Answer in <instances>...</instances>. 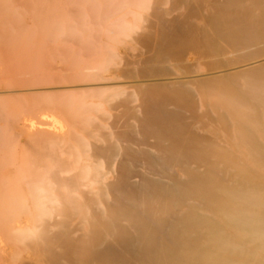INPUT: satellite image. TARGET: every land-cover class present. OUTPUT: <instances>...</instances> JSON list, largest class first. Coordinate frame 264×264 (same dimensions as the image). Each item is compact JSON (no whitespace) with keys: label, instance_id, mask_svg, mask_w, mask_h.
I'll list each match as a JSON object with an SVG mask.
<instances>
[{"label":"bare ground","instance_id":"bare-ground-1","mask_svg":"<svg viewBox=\"0 0 264 264\" xmlns=\"http://www.w3.org/2000/svg\"><path fill=\"white\" fill-rule=\"evenodd\" d=\"M164 1L0 20L46 43L0 51V264H264V0ZM143 21L149 54L112 68L101 37Z\"/></svg>","mask_w":264,"mask_h":264},{"label":"rangeland","instance_id":"rangeland-1","mask_svg":"<svg viewBox=\"0 0 264 264\" xmlns=\"http://www.w3.org/2000/svg\"><path fill=\"white\" fill-rule=\"evenodd\" d=\"M12 1L14 2V1H16V3L14 2V3H12ZM151 1V3L153 2V0H150ZM176 0H165L164 1V3L161 5V7H163V8H170L173 4H174V2H175ZM56 2V3H55ZM170 2H172V5H171V3ZM23 3V4H22ZM55 3V4H54ZM16 4V5H15ZM57 4V6H55ZM78 4V3H77ZM77 4H74V3H72V0H0V20H3V22L4 23H6L7 21V23H14V25H16V24H18L19 23V20L21 19V21H24L30 28H37L36 30H40V28L44 25V22H46L47 23V17L49 16V14L52 12V11H54V12H52V14H62V18L63 19H67L68 17H69V15H70V17L73 15V14H76L77 13V11H76V9H78V6H77ZM153 4V3H152ZM70 6H71V8H75V11L73 12H68V7L70 8ZM79 6H80V4H79ZM28 7V8H27ZM55 7V8H54ZM82 7L83 8H85L86 6H85V3H82ZM70 8V9H71ZM9 9V10H8ZM27 9V10H26ZM68 9V10H67ZM71 10H73V9H71ZM8 11V12H7ZM18 11V12H17ZM60 11V12H59ZM65 12H67V14L65 13ZM74 16V15H73ZM147 19H151V17H148ZM37 20V21H36ZM133 21V18L130 16V15H128V16H126V18H125V21H127V22H132ZM13 21V22H12ZM36 21V22H35ZM37 23V24H36ZM1 24H3V23H0V25ZM146 24H147V21L145 22V21H143V23L141 22V23H138L137 24V27H136V29L134 30V32H132L128 37H120V38H115V40H111L110 38H113V34H108V36H102L101 38H102V40L103 41H107L108 43H109V45H110V47H111V49L113 50V51H115V53L117 54V57L113 60V63H112V68H125L127 65V63H128V60L130 61H136V60H138L139 58H141V57H145V56H147L149 53L147 52V53H145V48H146V50H147V47L145 46V47H143L142 46V44L140 45L139 43H137L136 41H135V39L138 37V35H139V32H140V35L141 34H143V32H145L147 29H146ZM33 25H35V26H37V27H35V26H33ZM35 30V31H36ZM142 31V32H141ZM37 32V31H36ZM28 32H25V34L22 36V37H20L19 39H22L23 37H24V39L25 40H27L30 36H28L29 34H27ZM38 33H39V31H38ZM40 34V33H39ZM42 34V33H41ZM66 34H64L63 35V38H60V41L62 42L63 40L65 41L66 40V37L68 36V35H66ZM21 36V35H20ZM28 36V37H27ZM33 36H36L35 37V39L37 40V41H35V39H34V37ZM33 36H31L32 38H31V40H29V41H31V42H28V41H23V43L25 42H28L27 44H24V45H26V46H21V48H20V45H23V43H22V41L21 40H18L17 39V41L19 42V41H21V44H20V42L18 43L16 40L14 41V40H12V42H10V39H8L9 40V42L10 43H13L12 45H14V48L16 47V45H17V47H16V51L15 50H13V49H11L12 48V45L10 44V50L13 52V51H15V53H20L21 54V52L23 51V50H33L34 48H37V47H39V45H46V43H45V40L43 41V39H41V38H39L40 37V35H38L37 36V34L35 33V34H33ZM7 38H10V36H7L6 35V37L3 35V36H1V34H0V41H5V39H6V41L5 42H3V43H5L4 44V46L6 45V47H4V46H2L3 45V43L1 42V46H0V51L4 54H7V55H9L10 54V52L9 53H6L5 51H7L8 52V50H9V47H8V45L9 44H6V42H8L7 41ZM27 38V39H26ZM11 39H12V37H11ZM30 39V38H29ZM41 40V44L39 43V41ZM70 39H71V37H70ZM33 41V42H32ZM59 40L55 43V45H60L61 44V42H60ZM42 42H44L43 44H42ZM48 42H50L49 40H47V43ZM74 43H72V42H70V44L73 46V47H77V45H78V43H75V41H73ZM32 43V45H30V44ZM20 44V45H19ZM37 44V45H36ZM52 44H54V43H51L50 42V44H47V45H52ZM28 45V46H27ZM29 45L31 46V47H29ZM34 45H36V47L34 46ZM101 45V44H100ZM2 47V48H1ZM4 47V48H3ZM23 47V48H22ZM18 48V49H17ZM30 48V49H29ZM33 48V49H32ZM4 49H6V50H4ZM8 49V50H7ZM20 49H21V52H19L20 51ZM9 50V51H10ZM23 52H25V51H23ZM25 53H28L29 55L32 53V51L30 52V51H26ZM22 55V54H21ZM26 54H24V56H25ZM137 55V56H136ZM198 54L196 53V55L195 54H193V53H190L189 55H188V60L190 61V60H192L193 58H195L196 56H197ZM127 57V58H126ZM125 58H126V61H125ZM26 59H28V58H26ZM25 59V62L27 61L28 62V60H26ZM212 58H201L199 61H198V63L197 64H199L200 65V68L201 69H204L205 70V72H206V69H208V68H210V67H212L213 65V60L214 61H218V60H216L215 58H213L212 60H211ZM124 63H126V64H124ZM216 63V62H215ZM216 65V64H215ZM130 68H131V66H129ZM132 67H134L135 69H137L139 66H137V65H133ZM214 67V66H213ZM50 72H56V70L55 69H53L52 71H50V69H48V70H45V71H42V72H40V74L41 75H47V74H49ZM108 73V72H107ZM157 77H153V79H156ZM158 78H163V77H158ZM19 79H24V77L23 78H19ZM152 79V78H151ZM16 85H18V84H16ZM130 90V89H129ZM109 95H112V94H110V93H105V94H103V96L104 97H107V96H109ZM110 99H112V101L111 102H109V104H113V103H116V101H115V99H113V97L112 96H110ZM206 99V98H205ZM21 101H25V102H27L28 100H26V99H22ZM104 108H105V110H106V112L109 114L108 116L106 115H104V114H99V113H97V112H94L93 114H94V116L95 117H97V118H99L100 120H103V123L105 124V126L108 128V123L110 122V121H112V119L114 118L113 117V114H115V113H117V114H120L119 113V111H118V109H110L109 108V105L108 104H105L104 105ZM8 111H10V110H8ZM123 117V116H122ZM124 118V117H123ZM203 120H206V119H203ZM8 124V126H12V124L11 123H7ZM219 126L220 125H215V124H209V122L208 123H206V121H205V123H204V127H203V129H202V131L201 132H203V133H206L207 135L208 134H210L211 136H213V134L212 133H210L209 131L212 129H215L216 128V130L217 131H214V132H218L219 134H220V137L222 136V135H224V136H226L227 135V131L226 130H224V129H221V128H219ZM218 127V128H217ZM208 129H210V130H208ZM226 131V132H225ZM23 139V140H22ZM216 141H218V142H220V143H225V140H223L222 141V139L221 138H218L217 137V139H215ZM24 141H26V137H24L23 135L20 137V139H19V147L17 148V152L18 151H22L21 149H23L24 148V146H23V143H24ZM150 142L149 143H151L152 142V139H150L149 140ZM141 147H143V148H147L146 146H144V145H142ZM152 150L153 151H155V149L154 148H152ZM25 256H27V254H25ZM9 261V260H8Z\"/></svg>","mask_w":264,"mask_h":264}]
</instances>
